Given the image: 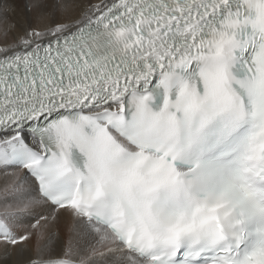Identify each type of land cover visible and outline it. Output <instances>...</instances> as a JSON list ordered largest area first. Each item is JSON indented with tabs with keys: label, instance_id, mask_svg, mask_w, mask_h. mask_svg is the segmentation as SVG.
Wrapping results in <instances>:
<instances>
[{
	"label": "snow or ice",
	"instance_id": "6c2138e0",
	"mask_svg": "<svg viewBox=\"0 0 264 264\" xmlns=\"http://www.w3.org/2000/svg\"><path fill=\"white\" fill-rule=\"evenodd\" d=\"M18 8L0 0L5 252L35 238L28 264H264V0Z\"/></svg>",
	"mask_w": 264,
	"mask_h": 264
},
{
	"label": "bare ground",
	"instance_id": "6f19581e",
	"mask_svg": "<svg viewBox=\"0 0 264 264\" xmlns=\"http://www.w3.org/2000/svg\"><path fill=\"white\" fill-rule=\"evenodd\" d=\"M51 2V0H49ZM95 2V0H93ZM24 0H17V4L20 6L17 12V19L19 20L22 16V6ZM2 43V41H0ZM5 178L0 176V187L3 186ZM32 218H27L22 221L17 227V234H24L30 231V222ZM71 224V219L68 216H61L59 224L57 226L61 237L66 238L68 228ZM36 246V239L31 238L29 241H25L23 244L16 246H7V252H5V245L0 243V264H28L30 257L33 255V250Z\"/></svg>",
	"mask_w": 264,
	"mask_h": 264
}]
</instances>
